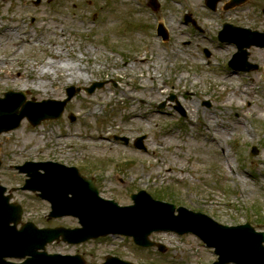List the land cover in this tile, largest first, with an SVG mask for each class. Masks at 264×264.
Returning <instances> with one entry per match:
<instances>
[{
  "label": "rangeland",
  "instance_id": "1",
  "mask_svg": "<svg viewBox=\"0 0 264 264\" xmlns=\"http://www.w3.org/2000/svg\"><path fill=\"white\" fill-rule=\"evenodd\" d=\"M40 1L36 6L37 0H0V31H11L0 33V59L5 60L0 98L13 91L25 93L26 100L60 101L70 87L80 92L60 119L36 128L23 121L0 135L1 184L7 189L22 185L23 178L7 166L25 161L75 166L86 170L84 177H97L101 197L121 206L131 205L130 195L144 191L222 225L249 223L264 232V120L256 118L257 107L264 106V50H250L257 71L228 76L231 70L221 68L228 66L235 48L219 44L214 34L223 23L251 25L255 20V27L264 30V18L253 8L258 0L208 13L197 0H157L156 14L142 7L148 0ZM185 14L198 18L203 37L180 23ZM158 23L168 30V43L154 35ZM21 39L32 44L19 47ZM51 49L61 53L52 57ZM143 58L153 63L144 65ZM135 59V66L128 67ZM48 61L56 73L39 79V68ZM78 70H85L78 72L79 80L67 82L64 76ZM35 80L46 88L35 90ZM104 81L108 85L93 94L85 91ZM245 89L246 94L241 92ZM131 91L133 100L128 99ZM228 102L234 105L225 109ZM178 103L193 125L173 110ZM115 137L127 138L129 144ZM140 137L145 151L133 147ZM253 147L256 155H251ZM13 201L24 206L23 221L41 228H79L77 219L48 218L49 204L33 194L16 191ZM151 239L164 244L166 254L121 238L81 246L51 244L47 253L82 255L87 264H102L108 255L134 264L216 260L194 236L161 233Z\"/></svg>",
  "mask_w": 264,
  "mask_h": 264
},
{
  "label": "water",
  "instance_id": "2",
  "mask_svg": "<svg viewBox=\"0 0 264 264\" xmlns=\"http://www.w3.org/2000/svg\"><path fill=\"white\" fill-rule=\"evenodd\" d=\"M207 1L214 8L220 0ZM102 86L103 84L95 83L88 92L91 94ZM75 92L72 88L67 89V99L63 102L36 104L25 103L22 94L7 93L4 99H0V133L17 128L24 118L33 126L43 120L59 118ZM20 106L23 110L18 113ZM135 146L143 148L142 139ZM20 170L28 172L31 178L24 189L39 191V196L51 204L50 218L72 216L79 220L82 228L35 232L30 225L15 232L21 210L7 205L9 198L3 197L5 189L0 187V264H5V257L34 255L37 247L30 242L36 239L41 242L38 248H43L47 243L59 241V238L68 244H79L111 234L132 237L135 244L148 247L154 245L148 237L154 232L164 231L198 236L208 248L214 249L218 256V261L214 264H264V233H257L249 224L222 226L200 213L154 201L145 192L131 197L132 206L120 208L113 201L99 198L93 181L80 177L76 169L54 163L26 164ZM39 170L44 173H38ZM175 212L178 213L177 216L174 215ZM11 223L14 226L10 227ZM53 264L66 263L54 260ZM107 264L128 263L115 259L107 260Z\"/></svg>",
  "mask_w": 264,
  "mask_h": 264
},
{
  "label": "bare ground",
  "instance_id": "3",
  "mask_svg": "<svg viewBox=\"0 0 264 264\" xmlns=\"http://www.w3.org/2000/svg\"><path fill=\"white\" fill-rule=\"evenodd\" d=\"M2 31H0V33L2 32L3 33V35L5 34V32L7 31H10L9 30V28H7V27H5V30H3V29H1ZM11 32V31H10ZM32 42L30 41V40H25V39H21L20 41H19V43H17L16 45L17 46H19V47H24V46H26V45H30ZM61 52H59L57 49L54 51V50H52L51 49V51H50V55L52 56V57H54V56H57L58 57V55L60 54ZM7 58V57H6ZM51 58V57H50ZM52 59V58H51ZM139 60L138 59H135L134 60V62L133 63H131V64H133V65H129L128 63H126L127 65H128V67H134L135 66V63L136 62H138ZM142 62V64H152L153 62H151V61H149L147 58H143L142 60H141ZM163 61V60H162ZM0 65L1 66H4L5 65V60L4 59H0ZM145 69H146V67H145ZM78 72H80L81 73V75H82V73L83 72H85V70H78V71H75V72H73V73H71V74H69V75H66V76H64L65 77V79H66V81L67 82H73V81H77V80H79V78H80V75H79V73ZM51 73H56L55 72V70H54V65L53 64H51V61H48V62H46L45 64H43L40 68H39V71H38V74H39V79L40 78H42V77H44V76H49ZM65 73V72H64ZM231 74H228V76H230ZM143 79H144V82H142V84L143 85H145L146 84V80H145V78L144 77H142ZM25 88V87H24ZM33 88L36 90V88H38V89H45L46 88V83L45 82H43V81H40V80H35L34 81V83H33ZM242 93H244V94H246V93H248V91L245 89V90H243V91H241ZM134 94H136L135 92H129V97H128V99H130V100H133L135 97H134ZM236 94H239V92H236ZM255 94V93H254ZM132 97V98H131ZM245 98H247V96L245 97ZM232 99H234V98H232ZM36 103H41V101H35ZM264 102V101H263ZM262 101H261V103H263ZM260 103V104H261ZM228 105L226 106V108L225 109H228L229 107H231V106H233L234 104L232 103V102H228L227 103ZM264 104V103H263ZM260 108H262V109H260ZM264 111V106H262V107H257V109H256V111H257V114H256V118H257V120H264V118H263V114H262V112L261 111ZM205 125V124H204ZM206 126V125H205ZM246 133H247V130H246ZM169 147H170V145H169ZM242 192H246V191H242ZM240 195H241V192H240ZM245 195H247V192L245 193Z\"/></svg>",
  "mask_w": 264,
  "mask_h": 264
},
{
  "label": "flooded vegetation",
  "instance_id": "4",
  "mask_svg": "<svg viewBox=\"0 0 264 264\" xmlns=\"http://www.w3.org/2000/svg\"><path fill=\"white\" fill-rule=\"evenodd\" d=\"M252 2V0H246V2L243 4V5H247V4H249V3H251ZM254 6H253V8L256 10V9H258V13H260V12H262V8H263V6H264V0H258V1H254ZM243 5H241L240 7H242ZM264 18V17H263ZM252 21H254V19L252 18ZM256 20H255V22H253V24H251V25H244V24H235V23H231V25L232 26H235V27H238V28H243V29H249V30H251V31H256V32H264V30H261V29H259V28H256L255 26H256ZM188 27H190V29H191V32L192 33H194V34H200V33H203L202 32V29H199V28H194L193 26L191 27V26H188ZM187 45V44H186ZM251 49H254V48H250L249 50H248V54H250V50ZM258 69V68H257Z\"/></svg>",
  "mask_w": 264,
  "mask_h": 264
}]
</instances>
